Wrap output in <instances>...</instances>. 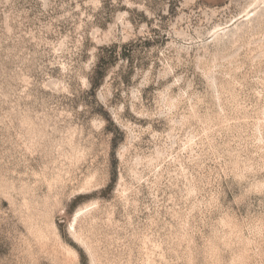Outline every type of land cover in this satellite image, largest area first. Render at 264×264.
Instances as JSON below:
<instances>
[{"label": "rangeland", "instance_id": "rangeland-1", "mask_svg": "<svg viewBox=\"0 0 264 264\" xmlns=\"http://www.w3.org/2000/svg\"><path fill=\"white\" fill-rule=\"evenodd\" d=\"M0 264H264V0H0Z\"/></svg>", "mask_w": 264, "mask_h": 264}, {"label": "bare ground", "instance_id": "bare-ground-1", "mask_svg": "<svg viewBox=\"0 0 264 264\" xmlns=\"http://www.w3.org/2000/svg\"><path fill=\"white\" fill-rule=\"evenodd\" d=\"M87 208H88V207H87ZM85 209H86V208H85ZM81 212H82V208L76 212V214L74 215V217L79 216V215L81 214ZM82 215H83V214H82Z\"/></svg>", "mask_w": 264, "mask_h": 264}]
</instances>
